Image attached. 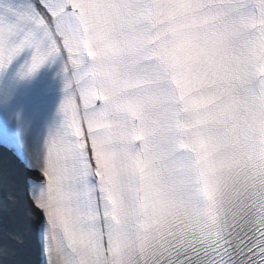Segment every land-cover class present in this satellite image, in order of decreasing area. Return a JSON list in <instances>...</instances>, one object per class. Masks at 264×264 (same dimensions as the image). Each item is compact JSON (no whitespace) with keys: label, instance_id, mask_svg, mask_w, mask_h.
I'll use <instances>...</instances> for the list:
<instances>
[{"label":"snow or ice","instance_id":"snow-or-ice-1","mask_svg":"<svg viewBox=\"0 0 264 264\" xmlns=\"http://www.w3.org/2000/svg\"><path fill=\"white\" fill-rule=\"evenodd\" d=\"M55 63V129L0 130V264H264V0H0V77Z\"/></svg>","mask_w":264,"mask_h":264},{"label":"bare ground","instance_id":"bare-ground-1","mask_svg":"<svg viewBox=\"0 0 264 264\" xmlns=\"http://www.w3.org/2000/svg\"><path fill=\"white\" fill-rule=\"evenodd\" d=\"M13 165L12 159L8 152L0 149V168L4 169H10ZM15 212L19 213L23 223L21 226L14 225L12 223H9L7 227L11 231L18 232L19 236L27 237L29 226H34L36 223V216L32 213L28 212L27 209L18 207L14 210ZM37 210L33 209V212ZM0 227H3V224H0ZM20 239H14L13 243H20ZM3 259H7L8 261H14L16 257H4ZM23 259L26 261V264H39V255L36 251L35 247H32L30 251L23 257Z\"/></svg>","mask_w":264,"mask_h":264}]
</instances>
